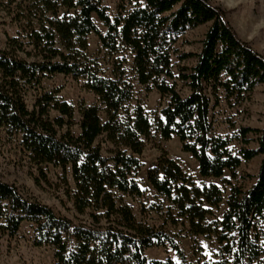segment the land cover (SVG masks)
<instances>
[{
	"label": "trees",
	"instance_id": "16d2710c",
	"mask_svg": "<svg viewBox=\"0 0 264 264\" xmlns=\"http://www.w3.org/2000/svg\"><path fill=\"white\" fill-rule=\"evenodd\" d=\"M2 7L14 11L21 32L7 36L6 47L0 49V130L8 139H21L23 152L37 168L62 169L66 195L85 219L60 216L0 179L1 235L14 238L24 223L32 224L33 245L50 248L55 264H178L145 254L167 246L180 264H189L165 227L138 221L124 201L125 196L145 195L136 180L143 167L140 157L158 134L164 141L177 138L203 178L222 179L230 186L227 210L215 219L214 210L224 201L221 187L197 185L161 150L147 181L169 204L165 225L215 239L217 260L198 264H264V127H239L235 140L241 148L234 152L232 140L216 134L213 117L224 102L242 105L264 85V56L239 38L225 9L209 0H121L118 14L111 17L103 0H0ZM206 24L210 27L200 52L179 54L181 37ZM91 35L110 56L128 54L131 71L124 68V57L114 61L112 76H106L88 56ZM175 57L180 62L194 59L195 64L179 66L176 75ZM55 75L85 80V89L98 99L95 105L80 103L78 136L72 132L75 107L60 97L61 88L40 94L28 107L29 93ZM177 82L187 87V94L178 90ZM136 85L157 91L168 103L151 116L139 103L132 109ZM52 112L58 117L52 119ZM102 137L113 146L111 158L97 144ZM253 142L256 148L250 147ZM257 157L262 158L258 173L247 176L253 180L248 188L225 179L226 172L237 179L241 166Z\"/></svg>",
	"mask_w": 264,
	"mask_h": 264
},
{
	"label": "rangeland",
	"instance_id": "374dc122",
	"mask_svg": "<svg viewBox=\"0 0 264 264\" xmlns=\"http://www.w3.org/2000/svg\"><path fill=\"white\" fill-rule=\"evenodd\" d=\"M209 1L213 5L225 9L228 12L227 21L239 38L250 43L253 49L264 56V0ZM120 3L121 0H103V6L107 8L111 17H115L118 14ZM9 10L7 7L0 8V49L6 47L7 36L14 37L21 32L19 23L14 20V11ZM95 23L100 31L106 34V28L96 17ZM209 27L210 24L200 26L181 37L177 44L178 53H199L201 41ZM88 43L89 58L99 62L106 76H112L114 61L124 57L128 60L124 68L128 72L131 71V60L128 54L110 56L108 52L102 49L101 43L95 35H91L88 38ZM194 64V59H188L183 62H180L177 57L173 59L176 75L178 74L179 66L191 68ZM85 83L86 81L83 79L75 80L70 76L66 77L63 75L46 78L43 80L40 90L31 91L27 96L28 107L32 109L36 98L40 94L61 88L60 97L75 107L77 125L72 128V132L78 136L81 133L79 126L81 120L79 114L80 103L83 101L87 105L98 104L97 97L85 89ZM177 84L178 90L182 94L188 93L187 87L180 82H177ZM138 103L151 116L154 112L160 111L168 103V100L162 99L155 90L148 91L147 88L136 85L135 98L131 108L133 109ZM56 117H58V114L52 112L51 118L55 119ZM213 117L216 134L231 139L230 148L237 152L241 148L240 143L235 140L239 127H264V85L257 87L251 99L242 105L228 106L224 102L219 108L214 110ZM101 118L104 122L106 121L104 113L101 114ZM20 143L21 139L19 137L8 139L5 133L0 130V179L9 184H15L24 195L36 198L43 204L50 206L60 216L75 221L85 219V217L77 214L72 201L66 195L67 188L62 180V169L51 165L43 166L41 169L37 168L23 152ZM97 144L102 147L104 156L108 158L113 156L111 153L113 146L105 138H100ZM250 147L256 148V144L253 142ZM161 150L167 151L170 158L179 162L186 173L193 177L197 185L216 184L221 187L224 192V201L218 210H214V218L222 219L227 210L226 201L230 193V186L225 185L222 179L203 178L200 175L198 163L190 154L182 151L181 144L177 138L164 141L158 134L153 135L143 155L140 157L143 167L138 172L136 180L146 192L145 195L141 198L125 196L124 201L131 206L138 221H145L155 228L165 227L175 237L189 264H198L201 260L216 261L218 244L215 239L192 236L188 231V227L165 225L166 210L169 204L156 195L147 181V172L156 164L161 156ZM261 159V157H257L249 163H244L237 171V179L233 180L229 172L225 173V179L230 180L234 185L248 188L253 183V180L247 176L257 175ZM67 176L70 187L74 190L70 169L67 171ZM161 206L164 210L158 212L157 209ZM143 208L146 210L145 214L142 213ZM33 234L34 226L30 223H24L19 234L14 238L0 234V264H55L54 253L50 248H38L33 245ZM199 246L202 251H199ZM145 254L149 259L163 261L172 259L178 264L181 263L177 253L169 246L148 249Z\"/></svg>",
	"mask_w": 264,
	"mask_h": 264
},
{
	"label": "crops",
	"instance_id": "0c3cea01",
	"mask_svg": "<svg viewBox=\"0 0 264 264\" xmlns=\"http://www.w3.org/2000/svg\"><path fill=\"white\" fill-rule=\"evenodd\" d=\"M263 126H258L257 128L261 129Z\"/></svg>",
	"mask_w": 264,
	"mask_h": 264
}]
</instances>
